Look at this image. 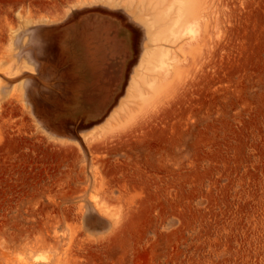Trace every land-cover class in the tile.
Masks as SVG:
<instances>
[{
	"label": "rangeland",
	"instance_id": "374dc122",
	"mask_svg": "<svg viewBox=\"0 0 264 264\" xmlns=\"http://www.w3.org/2000/svg\"><path fill=\"white\" fill-rule=\"evenodd\" d=\"M196 2L191 36L178 0H0V264H264V0ZM91 12L139 26L137 62L147 34L156 58L129 65L101 128L118 134L79 157L43 125L69 122L71 108L50 104L51 68L78 69L71 40L35 51L38 74L25 42L33 25ZM103 109L77 108L78 127Z\"/></svg>",
	"mask_w": 264,
	"mask_h": 264
},
{
	"label": "crops",
	"instance_id": "0c3cea01",
	"mask_svg": "<svg viewBox=\"0 0 264 264\" xmlns=\"http://www.w3.org/2000/svg\"><path fill=\"white\" fill-rule=\"evenodd\" d=\"M109 15L112 14L109 13ZM117 19L118 20H109V18L104 17L99 19L76 18L70 20L65 25L60 26L38 24L33 25L35 28L26 35L27 38L25 43L26 51L28 52L26 59H29L34 63L35 69L33 71L29 70V72L34 74L39 73V63L35 57L36 50L42 52L53 51L62 54L63 49H65L64 44L66 39L71 40L68 42L71 44H66V46L68 45L67 48L74 51L75 58L71 64L67 62L68 64H66V66L69 67L71 65V67L75 66L78 69H67L60 63L58 64L60 68H57L56 71L54 68H51V71L56 72L57 74L55 80L58 83L54 90L58 92L59 102L58 104L51 103L50 105L64 106L67 107L68 111L71 108V111L69 112L72 113L70 114L67 112V120L69 122H64L62 123L63 125H43L48 128L46 134L51 143L64 149L73 148L76 155H79L78 148L81 151L83 150V147L87 150V148L91 147L94 140L112 138V135L118 134L117 130H115L118 124L115 125L114 129L109 131L101 130V128L106 125L110 115L123 98L122 92L124 90V85L126 84L128 77H130L131 72L127 71L124 74V71L122 70V67L127 65L126 60L123 59V54H126V59H128L129 54H135V48L138 51L141 28L129 23L123 17H118ZM108 27L117 28L118 31L114 32V34H116L115 36L112 32L107 33ZM88 49L95 50L99 55L106 53L108 49L117 54L116 61L118 62H116V67L118 70L116 71V84L118 90H122V92L114 98V93L112 97L108 96V93L114 92L115 88H107V85L110 82H113L112 74L106 76V74L102 72L98 74V72L94 73L91 71V73H89L85 68L86 64L82 62L80 56L82 52H85ZM120 57L122 58L121 60ZM137 57L136 60L128 64V66H131V69L136 66ZM92 96H94V98ZM81 107H108L113 109L100 124L95 125L91 129H82L78 126L83 123V118L77 116V108L80 109ZM89 185H98L96 179L92 176ZM119 185L128 186L130 184L120 182ZM89 205L90 206L87 207V210L92 217L110 218L97 212L94 208L95 203L92 200L89 201Z\"/></svg>",
	"mask_w": 264,
	"mask_h": 264
},
{
	"label": "water",
	"instance_id": "95a60500",
	"mask_svg": "<svg viewBox=\"0 0 264 264\" xmlns=\"http://www.w3.org/2000/svg\"><path fill=\"white\" fill-rule=\"evenodd\" d=\"M94 13L95 12L87 13L86 16L87 15H90V16L86 17V18H88V19H99V17L94 16ZM97 13L103 14L101 12H97ZM104 15H105L104 18H109V20H118L117 19L118 17L115 15H109V14H105V13H104ZM80 18H83V17H80ZM115 31H118L116 27H111V28L108 27L107 28V33L112 32V34H114ZM115 35L116 34H114V36ZM112 39H113V36H112ZM80 58L82 59V62L86 64L85 68L87 69V71L89 73H91V71L94 73L98 72V74L100 72H102V73H105L106 76L108 74H112L113 82H110L107 85V88L108 89L115 88V89H114V92L108 93V96L112 97L113 93H114V96H113V98H114L116 95H118L119 93L122 92V90L121 91L118 90V87L116 84V81H117L116 71L118 70V68L116 67V62H118V61H116L117 60V54L115 52H112L111 50L108 49L106 53L99 55L98 53H96L95 50L88 49L87 51L81 53ZM124 59L127 62V65L125 67H122V70L124 71V74H125L127 72L128 68L130 67V66H128V64H130V62L134 61L133 54H129L128 59H126V57ZM89 97H91V96H89ZM92 97L94 98V96H92ZM95 108H104L103 110L105 111L108 107H95Z\"/></svg>",
	"mask_w": 264,
	"mask_h": 264
},
{
	"label": "bare ground",
	"instance_id": "6f19581e",
	"mask_svg": "<svg viewBox=\"0 0 264 264\" xmlns=\"http://www.w3.org/2000/svg\"><path fill=\"white\" fill-rule=\"evenodd\" d=\"M195 1V2H194ZM196 1H198V0H178V4H179V7L180 8H183L184 9V12L185 13H187L188 14V16L189 17H191L192 19H191V21L189 22V24H188V26H187V30H188V32L190 33V35L191 36H195L199 31H201V28H202V20L204 19V14H203V11H202V9L200 8V6H199V4L196 2ZM198 4V5H197ZM175 8H177V7H175ZM170 9V8H169ZM175 10V9H174ZM141 12H142V10H140ZM139 11V12H140ZM155 11V10H154ZM178 11V10H177ZM183 11V10H182ZM143 12H144V10H143ZM143 12H142V14H143ZM156 12V11H155ZM146 13H148V12H146ZM181 13H183V12H181ZM141 14V13H140ZM127 15V14H126ZM144 15V14H143ZM140 17V18H139ZM158 17V16H157ZM177 17H179V16H177ZM128 18H129V15H128ZM159 18H161V16L160 17H158V19ZM130 19V18H129ZM163 19V18H162ZM176 19V18H175ZM177 19H179V18H177ZM131 21H134V22H136V24H139L141 27H143L144 29H145V31H146V34H147V30H148V25H146V27H147V30H146V27H145V25L142 23V21H141V16H136L134 19L133 18H131L130 19ZM154 20H155V18H154ZM153 21V20H152ZM155 21H157V20H155ZM154 21V22H155ZM160 21V19L158 20V22ZM178 21V20H177ZM162 22V21H161ZM160 22V23H161ZM159 23V24H160ZM155 24V23H154ZM162 24V23H161ZM173 24V23H172ZM175 24V23H174ZM157 25V24H156ZM156 25H154V26H156ZM171 25V24H170ZM169 25V26H170ZM158 26H160V25H158ZM162 26V25H161ZM164 26V25H163ZM182 26H183V23H182ZM175 27V26H174ZM154 28H156V27H154ZM160 28H162V27H160ZM182 28V27H181ZM184 28L186 29V27L184 26ZM156 29H158V27L156 28ZM171 29V28H170ZM158 31V30H157ZM163 31V30H162ZM173 30H171V32H172ZM175 31V30H174ZM170 32V33H171ZM175 33V32H174ZM160 34H162V33H160ZM165 34V33H164ZM169 34V33H168ZM173 34V33H172ZM175 34H177V32L175 33ZM150 35H148L147 34V37L145 38V43H144V49H143V52H142V54H141V56H140V58H139V60H138V62H137V64H136V66H139V65H141V64H143V61H144V58H146L147 56L149 57V61L150 62H154V60H155V54H149V55H146V42H147V40H148V37H149ZM168 37V36H167ZM165 39V38H164ZM163 39V40H164ZM152 40V39H151ZM157 43V42H156ZM150 47V46H149ZM149 49V48H148ZM152 49V48H151ZM151 49H150V51H151ZM148 51V50H147ZM155 51V50H154ZM134 52V51H133ZM137 53H138V51L136 50V48H135V56L137 57ZM153 53V52H152ZM133 55V59L134 60H136V57ZM126 57V56H125ZM146 61H147V59H145ZM146 61H144V62H146ZM148 61V62H149ZM135 66V67H136ZM136 69V68H135ZM159 70V69H158Z\"/></svg>",
	"mask_w": 264,
	"mask_h": 264
},
{
	"label": "flooded vegetation",
	"instance_id": "af4514ba",
	"mask_svg": "<svg viewBox=\"0 0 264 264\" xmlns=\"http://www.w3.org/2000/svg\"><path fill=\"white\" fill-rule=\"evenodd\" d=\"M119 59V58H118ZM122 58L120 57V60H121Z\"/></svg>",
	"mask_w": 264,
	"mask_h": 264
}]
</instances>
